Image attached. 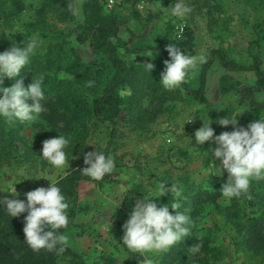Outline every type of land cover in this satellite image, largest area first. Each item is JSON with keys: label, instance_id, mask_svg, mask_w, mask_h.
<instances>
[{"label": "trees", "instance_id": "1", "mask_svg": "<svg viewBox=\"0 0 264 264\" xmlns=\"http://www.w3.org/2000/svg\"><path fill=\"white\" fill-rule=\"evenodd\" d=\"M191 9L188 13L189 25L184 28L183 37L176 40L172 37L173 25L168 24L157 36V44L142 46L135 49L125 45L128 53H140L151 50L170 59L166 45H173L186 52L195 41V28L191 25L196 15L207 17V30L211 36L224 40L230 32V19L227 15L228 0H184ZM248 3L264 8V0H247ZM26 9L25 0H0V51L20 44L25 46L33 34H37L40 46L31 57L30 63L15 79H22L27 86L32 79L43 77L45 100L42 101L44 111L40 118L45 127L54 130L52 136L58 134L69 138L66 148L67 155H74L86 142L91 129L99 123L110 126L109 139L103 151L115 159L116 167L102 181H96L82 172L87 167L83 163L72 165L59 187L69 204L67 214L69 223L66 228L58 231L65 233L74 225L79 213V186L82 181L114 182V173L123 166L122 158L117 157V132L119 121L126 111L127 121L132 129H138L155 121L159 116L172 112L173 99L181 98L190 103L203 105L200 108V125L212 122L214 134L233 130L232 125L221 126L216 121L226 115L229 110L221 105L212 106L207 100L206 89L208 75L214 64L221 65L232 72H253L256 79L253 84L233 86L236 94L247 102L250 112L261 114L264 111V101H258L257 94L264 92V69L260 62V51H264V19L253 23L255 37L250 41V64H240L230 58L223 47L212 49L210 57L203 63L199 85L197 88L183 83L176 94L164 88L160 83V75L154 69L149 73L146 65L127 64L118 53V45L114 39L118 37L121 27H127L128 16L118 7L108 10L106 0H83L82 10L84 22L81 25L76 40L79 43L88 42L94 53H99L107 61L84 63L75 48L64 38L62 23L74 19V0H40L35 7L31 19L24 24L21 32H8ZM133 11V10H132ZM159 15L148 12L143 16L137 10L133 17L138 22L148 23ZM144 24V25H145ZM130 39L135 35L130 30ZM110 74H107V71ZM61 73L64 77L61 78ZM71 77V78H69ZM15 79L4 78L3 86H11ZM232 86V85H231ZM129 87L132 91L126 100L120 91ZM183 91L186 95H183ZM227 89L221 88V92ZM31 103L30 100L27 101ZM126 106V107H125ZM126 108V109H125ZM28 122L7 121L0 117V157L10 155L15 149V139L22 137L21 130ZM247 127L248 124L238 123ZM2 136V137H1ZM6 137L8 142L2 145ZM196 148L204 151L206 142ZM185 150L183 151V153ZM167 180V179H166ZM170 180V178H169ZM166 181L167 194H157L152 201L171 203L176 197L173 185L179 186L181 192V211L189 210L194 221L192 233L185 237L167 252L160 253L159 264H229L224 248L216 239L205 231L202 224L205 208L211 205L222 212L223 218L235 230L233 244L254 260L253 264H264V178L253 179L248 194L232 198L226 205L218 201L223 195L220 188L223 184L216 183L214 187H206L191 182L189 175L182 181ZM46 185L45 187H47ZM250 195L251 198H248ZM12 198L25 199V195ZM9 198V199H12ZM207 205V206H206ZM170 211H172L170 209ZM10 217L0 204V264H120L113 256H104L99 260L87 262L85 257L73 250L69 245L61 252L56 249L33 250L24 240V216ZM208 213H206L207 215ZM214 227H217L214 225ZM200 246L199 252H193L192 246Z\"/></svg>", "mask_w": 264, "mask_h": 264}, {"label": "rangeland", "instance_id": "2", "mask_svg": "<svg viewBox=\"0 0 264 264\" xmlns=\"http://www.w3.org/2000/svg\"><path fill=\"white\" fill-rule=\"evenodd\" d=\"M113 1V6L109 7L106 0L107 9L118 7L128 16L127 27H121L118 37L114 39L115 44L118 45L119 56L127 64L153 63L155 66L153 69L160 75L165 67L164 56L151 50L128 53L125 51V45L132 49L154 46L157 44L158 34L169 23L173 25L172 37L179 40L183 37L184 28L189 25L188 14L183 19L175 16L164 19L160 3L162 7L171 9L176 0ZM25 4V11L11 27L7 28L8 32H21L24 24L31 19L35 7L40 4V0H25ZM82 4L83 0H74V19L60 25L65 33L64 38L75 48L84 63L107 62L101 54L92 51L88 42L79 43L76 40L77 33L84 22ZM132 10H137L143 16L148 12H155L159 16L152 18L146 24L140 23L133 17ZM227 15L230 19V32L224 40L209 34L205 15H196L191 23L195 28V41L192 46L186 48V53L196 57L197 63L189 70L185 81L189 86L198 87L204 63L199 60V57L203 56L207 61L215 47H223L228 56L240 64L251 63L250 41L255 37L252 25L255 21L264 19V8L250 4L247 0H228ZM130 30L135 38L129 42ZM31 37L39 40L37 34ZM260 52V62L264 69V51ZM107 74H110L109 69ZM255 79L253 72L227 71L221 65L214 64L208 75L207 100L212 106L221 105L228 109L229 116L242 112L237 115L238 123L249 124L258 120L259 117L264 118V111L259 115L250 112L247 102L236 94L235 89H232L233 86L241 84H253ZM179 88L168 90L176 94ZM221 88L227 91L221 92ZM131 91L129 87H126L120 91V94L126 100ZM183 95H186L184 91ZM257 99L264 101V92L258 93ZM171 104L174 106L172 112L165 113L148 125L135 130L129 125L126 111H124L119 121L116 139V155L122 158L123 166L114 173L115 181L100 183L82 181L80 183L79 213L74 225L69 227L65 234L69 237L68 245L82 254L87 262L91 263L109 255L120 264H140L144 257L139 253L129 252L122 244V226L137 201H142L144 196L152 200L154 196L160 194L158 191L160 182L179 183L178 181H182L185 175H189L191 182L211 188L216 183L223 184L227 180L226 171L221 176L215 175L214 165L220 166V161L212 155V149L216 146L214 142L206 141L204 151L196 148L194 139L186 145V137L193 138L195 131L201 127L200 108L203 105L190 103L189 100L181 98L173 99ZM190 119L192 120L188 121ZM109 132L110 126L106 123L94 125L84 145L74 155L68 156L70 167L83 163L86 152L94 149L103 151L109 139ZM20 133L22 137L14 138L15 150L10 155L4 154L0 157V200L5 197H14L10 193L14 187L18 196L25 195L28 191L45 187L60 175L47 160L40 156L43 141L52 138L54 130L45 127L39 117L35 122L24 125ZM2 139H4L2 145L8 142L6 137ZM196 153L200 155L197 156ZM70 167L65 171L67 172ZM124 189L128 191L123 196ZM218 201L221 205L229 202L223 196ZM202 221L204 223L202 225H205L204 230L208 231L224 248L229 264L254 263V260L248 257L240 247L233 244L236 235L234 227L223 218L220 210L208 205ZM152 258L156 264H159L160 253Z\"/></svg>", "mask_w": 264, "mask_h": 264}, {"label": "clouds", "instance_id": "3", "mask_svg": "<svg viewBox=\"0 0 264 264\" xmlns=\"http://www.w3.org/2000/svg\"><path fill=\"white\" fill-rule=\"evenodd\" d=\"M160 8L165 20L171 16L183 19L191 11L183 0H176L171 9L162 7L160 3ZM40 43L39 40L32 39L25 46H20V43L0 51V117L9 122L19 120L32 123L44 111L42 101L46 97L43 77L32 79L27 86L22 79H15L30 63ZM166 50L170 59L164 61L165 67L160 74L159 83L166 89L182 87L189 75V70L195 67L197 58L183 52L172 43L166 45ZM199 60L206 62L203 56L199 57ZM146 65L149 73L155 67L150 62ZM64 75L61 73V78ZM4 78L15 79V83L5 87L3 86ZM28 100L31 103H28ZM239 113L242 112H237L233 116L226 115L216 121L221 126L232 125L231 131H223L216 135L210 126L212 122L209 120L207 124L203 122L202 126L195 131L193 138L184 135L186 145L193 139L199 147L206 141L214 142L216 146L212 149V155L220 161V166L213 164L214 172L216 176L227 172L228 178L220 191L229 201L242 194H248L253 179L264 178V118L259 117L245 128L238 125ZM69 144V138L59 134L43 141L40 156L60 174L51 182L46 178L49 182L47 187L28 191L23 200L7 197L0 200V204L10 217L27 213L24 216V241L35 251L53 250L59 245V251L63 252L69 244L68 235L58 231L66 228L69 223L67 214L69 204L59 187V180L68 175L65 169L70 167L66 152ZM207 154L209 156L208 152ZM196 155L199 156L200 153ZM84 164L87 167L82 169V172L96 181H102L116 167L113 156L95 149L84 154ZM168 190V185L160 182L159 197L167 194ZM127 191V189L123 190V196ZM173 191L176 198L171 203H160L159 206L157 202L144 196L142 201L135 203L122 226V244L129 252L139 253L144 257L140 264H156L152 256L167 252L192 233L194 221L189 210H180L182 190L179 186L173 185ZM10 193L14 197L19 195L15 187ZM248 198H251L250 195ZM199 250V245L192 246L194 253Z\"/></svg>", "mask_w": 264, "mask_h": 264}, {"label": "built area", "instance_id": "4", "mask_svg": "<svg viewBox=\"0 0 264 264\" xmlns=\"http://www.w3.org/2000/svg\"><path fill=\"white\" fill-rule=\"evenodd\" d=\"M113 3H114L113 0H108V6H109V7H112V6H113Z\"/></svg>", "mask_w": 264, "mask_h": 264}]
</instances>
